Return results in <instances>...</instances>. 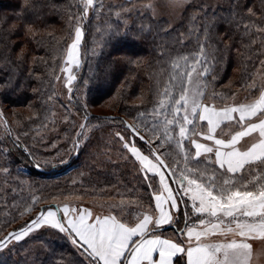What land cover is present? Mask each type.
I'll return each mask as SVG.
<instances>
[{
    "label": "snow or ice",
    "instance_id": "1",
    "mask_svg": "<svg viewBox=\"0 0 264 264\" xmlns=\"http://www.w3.org/2000/svg\"><path fill=\"white\" fill-rule=\"evenodd\" d=\"M85 4L93 6V0ZM81 36L77 27L67 50L69 64L76 61ZM205 44L200 42L198 51L171 61L169 78L157 93L160 99L150 112L139 114L141 124H123L124 131L114 133L122 149L139 162L158 214L138 213L130 224L115 215L94 216L83 207L51 205L0 238V252L50 226L72 237L84 264H251L249 241H264V88L249 85L259 96L246 103L224 107L203 103L204 81L212 71ZM62 71L71 85L76 79L72 68ZM0 120L7 126L2 112ZM226 123L240 130L225 133L221 126ZM202 125L205 131L199 130ZM137 140L148 145L147 155ZM14 143L20 145L18 137ZM10 151L0 147V154ZM189 207L192 214L184 211L185 227L178 232L187 242L155 234ZM216 235L223 239L212 241Z\"/></svg>",
    "mask_w": 264,
    "mask_h": 264
},
{
    "label": "trees",
    "instance_id": "2",
    "mask_svg": "<svg viewBox=\"0 0 264 264\" xmlns=\"http://www.w3.org/2000/svg\"><path fill=\"white\" fill-rule=\"evenodd\" d=\"M226 2L227 4L219 11L204 16L206 19L208 17L207 35L201 41H206L205 47L209 52L208 58L212 61V71L204 81L206 87L203 89L202 101L211 98V96L215 97V94L218 93L232 95L236 87L247 83L260 60L264 57L262 51L264 34L259 32L260 26L264 24V0H226ZM95 3L94 9H92L93 14L100 12L101 6H105L102 0H96ZM97 3H100V7H97ZM237 4L239 7H236ZM249 8L252 9L251 15L248 14ZM72 11L80 14L83 21V59L81 73L74 84L69 100L74 107L80 110L83 119L85 118L83 124L86 125V122L91 118L102 121H117L122 127L124 121L133 126L140 124L139 114L150 112L160 99L157 95L158 91L164 86V82H161L158 91L152 92V77L157 67L156 50H158L160 44L165 42V39L171 41L174 36L171 34L172 36L170 35L165 39L160 38L163 39L160 40L159 36L155 37L153 35L151 37L149 34L134 36V33L129 31L112 30L108 42L105 43L106 46L109 44V48L96 62V69L101 71V74L97 75L94 82L88 87L93 93L95 101L108 99L114 95L113 102L109 107L111 113L87 112L77 97L76 87L83 78L82 75L88 66L87 49L90 39V26L84 14V8L78 0H27V2L26 0H0V63L2 64L0 68L2 88L0 91L4 92L5 103L9 107H28L30 109V119L33 122L37 121L41 125L49 123L52 117L49 113L51 114L54 109V99L53 101L49 100L51 96L49 93L55 91V76H57V70L59 69V61L55 53L58 42L55 39L56 33L63 31L59 25L64 24L63 21L69 18L68 13ZM245 26H247V31ZM55 27H57V30H55ZM176 41L178 39L173 42L177 43ZM199 43V41L194 43L191 40H183L178 45L174 44L171 48L170 45L163 44L165 48H168L167 52L170 50L166 57L167 60H170L168 67L165 69L162 66L165 70L164 78L166 81L171 72V61L178 56L189 55L198 51ZM134 58L141 61L138 60L131 64L130 60ZM109 76L113 78L106 83ZM136 76L139 81L136 80ZM257 89L254 91V93L257 92L256 96L259 95ZM0 112H2L1 107ZM3 119L7 121V126L2 120L0 124V142H2L0 147L11 149L9 154H1L6 158V166L10 167L11 172L17 176L29 177L34 179L35 182L40 181L34 187L42 184V189L51 194L50 190L57 183H49L48 181L59 179L66 174L67 168H70L69 170L82 168V134L80 133H83L84 129L81 130V124L78 125L75 132V140L70 152L58 162L45 163L32 154V149L27 141L14 134V129L10 128L8 119L4 114ZM199 130L204 131L203 126ZM140 134L144 135L145 139L148 138L144 131H140ZM17 137L20 145L24 147L14 143ZM138 142L143 149L148 151V145ZM77 143L79 145L75 150ZM168 151H172V149H168ZM165 159L166 163H170L169 158L165 157ZM89 160L91 163L100 162L95 160V157H91ZM35 165L40 166L41 169H37ZM88 171L83 170L80 174H77L78 179L73 185L76 188L73 187L69 190H78L84 195L93 190L95 196L101 197L103 194H97L95 191L104 189V186L114 188L120 179L119 176L113 175L112 170L102 171L100 168L98 170L93 167L91 170L89 168ZM141 182L140 187L147 194H150L148 187L143 181ZM20 192L22 191L16 192L12 204H6L2 217L6 215L7 217H14L19 211L21 203L27 200L28 197H25V193L21 194ZM147 194L146 196L144 194L146 199L150 198ZM39 195L40 192H37L35 196L39 198ZM131 196H133V193L121 197L126 199L127 197L131 198ZM51 205H59V203L53 199H38L33 207L34 212L25 221L7 227L0 238L9 230L24 225L36 215L41 207L46 209ZM153 208L154 204L151 199L149 210L145 212H154ZM138 210L137 207L130 206L127 212H121L122 210L104 212L115 215L122 222L134 223L139 213ZM185 210L191 216L190 207L182 209L175 216V223L166 224L156 232L167 234L179 241L182 236H178V232L185 227ZM71 239V236L64 233L54 230L52 232L48 228L41 229L28 239L20 241L12 251L2 252L0 254V264H84L78 255L79 249L71 243ZM38 242L45 244L44 249L28 253L29 246ZM176 264H182V262L177 261Z\"/></svg>",
    "mask_w": 264,
    "mask_h": 264
},
{
    "label": "rangeland",
    "instance_id": "3",
    "mask_svg": "<svg viewBox=\"0 0 264 264\" xmlns=\"http://www.w3.org/2000/svg\"><path fill=\"white\" fill-rule=\"evenodd\" d=\"M78 1H80L83 6L84 14L89 21L90 39L87 49L88 66L82 75L83 78L76 87V94L78 99L82 102L85 111L92 113H111L109 107L113 102L112 98L114 95L108 99L95 101L93 93L88 87L94 82L95 77L101 74V71L96 69V62L99 61L100 56H103L107 52L109 44L106 46L105 43L108 42V37L112 30L129 31L134 33V36H145V34H149L151 37H153V35L155 37L159 36V39L168 38L171 34L174 36L171 41L165 39V42L160 44L158 50H156L157 67L152 77V92H155L160 88L161 82L165 83L166 81L164 78L165 70L162 66L166 69L170 61L166 59L170 50L167 52L168 48H165L163 44L170 45L171 48V46L174 44L178 45V43L183 40H191L194 43L198 41L202 42L201 40L206 37L205 28L208 23V17L206 19L204 16L208 13L219 11L227 4L226 0H102L105 6H101L100 12L93 14L92 9H94V5H96V0H93V6H86L85 0ZM97 7H100V3H97ZM85 8H87L86 13ZM68 14L69 18L63 21L64 24L62 26L59 25V27H62L63 31L56 33L55 38L58 41L55 47V53L58 57L59 69L57 70V76H55V91L49 93L51 95V99L49 100L53 101L54 99V103L52 102L54 109L51 114L49 113L50 117L52 116L49 123L41 125V123L37 121L33 122L32 119H30V109L28 107H9L5 103L4 92L0 91V107L4 116L8 119L10 128L14 129V134H17L21 139L27 141L32 149V154L45 163L58 162V160H62L63 157L70 152L73 141L75 140L74 136L78 125L83 124L85 119H83L80 110L74 107L69 100L74 84L78 80L82 70L83 21L80 14L76 11L69 12ZM57 27H55V30H57ZM77 27L81 29L82 36L76 53V61L69 64L67 50L75 39ZM259 32L264 34V24L260 26ZM177 39V43H174L173 41ZM208 46L212 48L210 44H208ZM262 51L264 55V47ZM138 60L139 59L134 58L130 60V62L134 64V62ZM262 60H264V57L260 61ZM1 66L2 64L0 63V68ZM67 67L72 68L71 74L76 77L71 85L67 84L68 74L62 71V69ZM112 78L113 77L109 76L106 83L110 82ZM136 80L139 81L137 76ZM252 83H255L258 89L264 88V65H261L260 62L249 80H247V83H244L243 86L236 87L232 95L218 93L215 94V97L211 96V98L202 102L217 107L246 103L250 99L257 97V92L254 93L256 89L249 90L248 88ZM1 88L2 84H0V89ZM69 89H71V91ZM49 115L46 117L48 118ZM1 123L2 120H0V124ZM202 126L205 131L206 125ZM221 127L225 133L233 132L238 129V127H234L229 123ZM123 131L124 128L117 121H102L94 118L88 120L81 135V161L83 166L77 170H69L70 168H67V171H65L66 174L59 179L48 181L49 183H57L55 184L56 188L53 186L52 190H50L51 194L45 191V189H42V184H39L38 187H34V185L37 186V183L40 181L35 182L32 178H24L12 173L11 168L6 166V158H4V155L0 154V208L2 209L0 211V236L7 227L25 221L28 216L34 212L33 207L35 203H33V201L38 198L35 196L37 192H40L39 200L53 199L59 203L61 209L64 204H68L70 207H91L95 213L103 211L118 212V210L127 212L130 206L137 207L139 213L148 211L151 198L146 199L145 196L147 192L140 187V185H142L141 181L144 183L141 166L126 150L122 149L121 142L116 139L114 135L116 132ZM217 135H221L220 130H218ZM136 143L141 148V151L147 155L148 151L143 149L138 141H136ZM91 157H95V160H99L100 162L91 163L89 160ZM93 167L98 170L100 168L102 171L106 169L112 170L113 175H116V177L119 176L120 179L115 187L104 186V189L98 190L97 192L95 191L97 194H103L101 197L95 196L93 190L87 195H84L78 190H69L75 187L73 185H75V181L78 179L77 174H80L83 170L88 171L89 168L91 170ZM3 169H7V171H2ZM126 175L129 176L126 178ZM17 180L19 181L18 183ZM17 191H22L20 192L21 194L25 193V197H28L27 200L21 203L18 209L19 211L14 217H7V215L2 217L4 214L3 210L7 206L6 204H12V199ZM149 191L150 193L152 192L151 189H149ZM131 193H133L131 198L127 197L123 199V197H121ZM147 195L150 196V194ZM9 197H11V199H9ZM122 201L125 203H122ZM152 201L154 204V199H152ZM53 210L55 209L53 208ZM135 211L137 212L136 209ZM149 213L153 214V212L150 211ZM44 228H48L52 232L53 230L59 232L50 226H42L40 229L30 234V236ZM17 244H15V246ZM44 246L45 244L42 242L34 243L29 246L27 252L33 253L42 251ZM13 248L10 250L5 249L2 252L8 250L12 251ZM2 252H0V254H2Z\"/></svg>",
    "mask_w": 264,
    "mask_h": 264
},
{
    "label": "crops",
    "instance_id": "4",
    "mask_svg": "<svg viewBox=\"0 0 264 264\" xmlns=\"http://www.w3.org/2000/svg\"><path fill=\"white\" fill-rule=\"evenodd\" d=\"M259 96V95H258ZM258 96L256 97V98H258ZM236 130H240L239 128L238 129H236ZM235 130V131H236ZM247 139V138H246ZM242 143H243V141H242ZM84 208H87V209H90L91 211H92V213H93V215L94 216H96V215H99V216H105V215H112V214H110V213H108V212H97V213H95L94 211H93V209H91V207L89 208V207H84ZM55 209V208H54ZM153 214H151V215H153V216H155V215H157L158 213L156 212V210H155V201H154V208H153ZM150 214V213H149ZM59 215H61V213H59ZM177 215V214H176ZM118 219V218H117ZM136 222V221H135ZM134 222V223H135ZM131 224V223H130ZM156 235H159V236H161V238H164V239H171V240H174V241H176L173 237H171V236H169V235H165V234H163V233H155ZM212 241H217V240H222L223 239V237H221V236H219V235H216V236H213L212 238ZM181 240H184L185 242H187L186 241V237L185 236H182L181 237V239L179 240V241H176V242H180ZM251 244H252V248H253V254H252V259H251V264H264V241H261V240H259V239H257V240H251V241H249Z\"/></svg>",
    "mask_w": 264,
    "mask_h": 264
},
{
    "label": "water",
    "instance_id": "5",
    "mask_svg": "<svg viewBox=\"0 0 264 264\" xmlns=\"http://www.w3.org/2000/svg\"><path fill=\"white\" fill-rule=\"evenodd\" d=\"M108 117H111V116H108ZM123 124L132 125V124H130V123L127 122V121H124ZM132 126H133V125H132ZM77 145H79V143L76 144L75 150H76L77 147H78ZM35 167H36L37 169H41L40 166L35 165ZM42 209H43V208L41 207L40 210L36 213V215H37ZM36 215H35V216H36ZM58 216H59V213H58ZM28 221H29V220H28ZM16 229H17V228H16ZM12 231H13V230H9L8 232H6V234H4V236L7 235L9 232H12ZM2 238H3V237H2Z\"/></svg>",
    "mask_w": 264,
    "mask_h": 264
}]
</instances>
